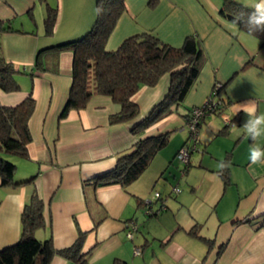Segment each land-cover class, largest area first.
<instances>
[{
  "label": "crops",
  "instance_id": "crops-1",
  "mask_svg": "<svg viewBox=\"0 0 264 264\" xmlns=\"http://www.w3.org/2000/svg\"><path fill=\"white\" fill-rule=\"evenodd\" d=\"M236 1L249 7L258 2ZM53 3L0 0V19L15 28L0 33V54L13 64L19 85L12 91L0 87V105H16L29 94L34 99L27 121V156L5 155L15 163L14 179L19 184H0V248L18 240L21 211L35 192L43 201L45 218L44 225L34 230L35 237L50 236L59 249L71 245L82 231V252H91L88 264H113L115 259L125 264H264V163L251 164L249 148L254 142L240 128L244 112L237 113L248 100L257 114L264 113V45L260 40L220 16L223 0H125L106 49L116 48L131 34L150 31L175 46L185 36L196 35L205 55L183 105L137 136L130 131L132 124L165 96L169 74H162L152 86L142 85L133 95L140 110L135 119L111 123L110 115L120 106L103 94H93L82 108L66 110L72 97L73 52L49 47L76 39L91 26L95 0ZM50 8H55L56 15L53 28L47 31ZM40 49L41 67H37ZM215 81L226 84L227 104L221 114L204 117L199 130L202 151L192 153L189 164L193 162L203 172L207 195L200 196V206L190 212L189 202L183 199L199 193L201 184L187 178L184 189L177 192L181 201L166 205L170 211L177 207V213L186 206V220L175 214L169 221L165 212L150 205V215L142 219L146 221L137 224L152 189L155 192L157 185L167 186L163 179L171 184L176 177L175 154L188 134L183 114L205 101ZM235 116L238 123L225 126V118ZM166 131L170 132L167 143L137 178L126 185L93 182L97 175L112 170L118 155L139 137ZM255 143L264 148V137ZM203 214L214 232L199 230ZM132 222L137 227L128 238L126 230ZM48 264L74 262L56 253Z\"/></svg>",
  "mask_w": 264,
  "mask_h": 264
},
{
  "label": "trees",
  "instance_id": "trees-1",
  "mask_svg": "<svg viewBox=\"0 0 264 264\" xmlns=\"http://www.w3.org/2000/svg\"><path fill=\"white\" fill-rule=\"evenodd\" d=\"M124 10L125 0H95V18L91 26L80 37L49 48L70 49L73 52L70 90L72 97L68 100L65 109L84 107L93 94L107 95L120 106L118 112L110 115L111 123L135 119L140 110L132 99L133 95L142 85L152 86L162 74L168 73L170 84L165 96L146 116L131 126L130 131L140 136L148 127L183 105L186 94L198 77L205 55L200 39L196 35L185 36L183 42L175 46L164 42L150 31L131 34L116 48L106 49V41ZM251 11L252 7L236 0H223L219 14L233 22L234 17L241 14L246 16ZM55 15V8H50L45 18L47 31L53 28ZM234 24L250 34L243 23ZM9 30H15L10 21L0 19V33ZM251 35L257 37L261 45H264V33L256 32ZM42 51L43 49H40L36 56L37 67H41L39 58ZM15 73L13 64L0 54V87L3 90L18 89ZM215 82L201 105L207 107L212 99L218 103L214 109L199 118L196 124L198 128L196 143L193 142L190 129L186 125L188 134L182 145L195 144V149L190 151L191 153L197 152L198 149L202 151L199 130L204 117L221 114L227 104V100L223 97L226 84L221 83L216 88ZM193 107L187 108L183 114L185 123L190 119ZM33 108L34 99L30 94L16 105H0V184L3 186L19 184L14 179L15 163L5 155L27 156L26 144L30 140L27 121ZM235 123H238L237 116L229 122L226 121L225 126ZM169 136L170 132L166 131L139 137L129 150L118 155L112 170L97 175L93 178V182L97 185L111 183L126 185L138 177L154 154L167 143ZM221 176L225 182L228 181L226 171H223ZM20 219L21 234L17 241L0 248V264H48L56 253L72 260L74 264H88L91 252L90 250L82 252L84 238L82 231L78 232L77 238L71 245L59 249L54 248L50 236L45 239L35 237L34 230L45 223L43 201L35 192L24 204ZM206 242L211 246L210 239H206ZM113 264L125 263L115 259Z\"/></svg>",
  "mask_w": 264,
  "mask_h": 264
},
{
  "label": "rangeland",
  "instance_id": "rangeland-1",
  "mask_svg": "<svg viewBox=\"0 0 264 264\" xmlns=\"http://www.w3.org/2000/svg\"><path fill=\"white\" fill-rule=\"evenodd\" d=\"M52 1H54L53 4L55 6L56 0H52ZM197 152L200 153V150L198 149ZM192 153L194 154L195 152H192ZM191 154H190V156H191ZM174 166H176V172L174 171L176 174V177H173V179H171V181L169 180L171 182V184L168 183V181L163 179V181L167 184V186L163 187V186H161V184H159L155 187V191L161 192V196H162L161 198L162 199L160 200V199L154 198V196H153L154 188H153L152 189L153 191H151V193L147 196V198L145 200L151 201L150 205H151L153 210H155L157 208L158 209L157 212H160V211H161V213L165 212L164 215H165V217H167V219L169 221H170V219L173 218V215H175V214H178L176 216V218H180L181 220H186L187 219L186 217H188V215H189V213L186 209V206H182L181 210L178 211V213L176 211L177 207H176V209H173L172 211H170L169 209L167 210L166 205L167 206H173L174 202H180L181 201L180 200V197H181L180 194L174 193L172 191V187L177 186V187H179V191H180V189L183 190L184 189L183 183L186 182L187 178L195 179L199 182L198 184H201V187L198 190L199 193H196V194L193 193V196L190 193L189 195L185 196V198H187V200L185 198H184L185 200L183 199V201L189 202V205H187L188 210L190 209V212H194V211H196L195 208L200 206V201H199L200 196L203 197V194L205 196L207 195L205 187H204V185L207 184V181H205V179H203V172L200 170H197L195 168V164L193 162L191 163V165H188L187 169L183 173L181 172V170L183 168V163L176 161ZM186 186H187V184H186ZM161 202H163L162 206L160 205ZM138 214H139V212H138ZM144 215L147 216L150 214L145 213V209L143 207L142 212H140V221H137V224L139 222L142 223L143 221H146V220H142V219H147ZM203 216L204 217L201 220L202 225L199 228V230H201L202 232H206L207 230H209V231L212 230V232H214V230H213L214 228H212V227H214V225L212 224V222L210 220H209L210 222L209 221L207 222L206 218H205V214H203Z\"/></svg>",
  "mask_w": 264,
  "mask_h": 264
},
{
  "label": "clouds",
  "instance_id": "clouds-1",
  "mask_svg": "<svg viewBox=\"0 0 264 264\" xmlns=\"http://www.w3.org/2000/svg\"><path fill=\"white\" fill-rule=\"evenodd\" d=\"M252 11L246 16L244 14L234 17L233 23H243L250 34L264 33V0H258L251 6ZM243 111L246 119L240 127L242 132L247 135L254 143L249 148V160L251 164L264 163V148L255 142L264 137V113L257 114L256 107L252 100H248L237 111ZM236 113V114H237ZM223 167V165H221Z\"/></svg>",
  "mask_w": 264,
  "mask_h": 264
},
{
  "label": "built area",
  "instance_id": "built-area-1",
  "mask_svg": "<svg viewBox=\"0 0 264 264\" xmlns=\"http://www.w3.org/2000/svg\"><path fill=\"white\" fill-rule=\"evenodd\" d=\"M220 85H221V82H219V81L215 82L216 88L219 87ZM217 103L218 102L215 99H212L208 103L207 107H205V105L203 104V105H200V106H194L192 108L191 117L187 121L186 125L190 129V135H191V138L193 139L194 143H196V141H198V128H197L196 124H197L199 118L202 115H204L206 112H209L212 109H214V107L216 106ZM225 120L228 121V122L230 121L229 118H225ZM195 146H196L195 144H192L191 146H188V145L184 144L177 150V152L175 154V158L177 159V161L183 163V168L181 170L182 173L187 169V167H188V165L190 163V153H191L190 151H193L195 149ZM172 191L174 193H177L179 191V187L173 186L172 187ZM153 196H154V198H159V196H160L159 191H155L153 193ZM144 202H145L144 203L145 213L150 214L151 210H150L149 207H150L151 201L150 200H146ZM136 227H137V225H136L135 222H132V223L129 224V228H127V230H126V236L128 238L132 237V232H133V230L136 229ZM134 252L137 253L138 249H135Z\"/></svg>",
  "mask_w": 264,
  "mask_h": 264
}]
</instances>
